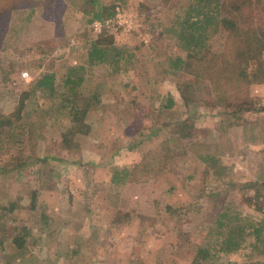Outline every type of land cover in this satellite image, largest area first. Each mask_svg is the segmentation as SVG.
<instances>
[{"label":"rangeland","instance_id":"1","mask_svg":"<svg viewBox=\"0 0 264 264\" xmlns=\"http://www.w3.org/2000/svg\"><path fill=\"white\" fill-rule=\"evenodd\" d=\"M78 1L0 0V117L31 79L55 73L54 88L25 98L20 118L0 132V264H192L199 246L223 244L219 220L246 232L238 249L215 259L264 264V242L253 245L247 232L264 224V111L236 117L184 71L161 82L175 96L171 110L156 112L149 97L169 52L203 60L170 37L188 0H100L116 5L101 25ZM103 27L137 56L144 43L155 47L144 67L134 60L110 75L93 66L77 87L85 112L74 118L62 105L63 78ZM248 90L264 105V82ZM151 127L158 134L147 137ZM114 166L129 170L121 189ZM12 224L28 230L27 253L11 244Z\"/></svg>","mask_w":264,"mask_h":264},{"label":"trees","instance_id":"2","mask_svg":"<svg viewBox=\"0 0 264 264\" xmlns=\"http://www.w3.org/2000/svg\"><path fill=\"white\" fill-rule=\"evenodd\" d=\"M78 2L77 8L89 16V22L98 20L103 23L105 18L115 14L116 5L114 4H104L100 0H80ZM174 22L175 20L172 23L173 28L177 29L178 33L175 36L172 35L173 33L170 34L173 45L203 60L193 63L173 52H169L164 57L162 74L160 78H154L155 85L149 94V97L156 101V112L171 110L175 104L173 92L161 88L162 80L167 77L168 73L175 71L187 72L193 78L202 81V87L210 91L213 96L211 102L228 106L232 112L237 114L236 117L242 116L244 112L264 111L262 103L260 106H255V102L260 99L251 98L248 90L251 83L264 82V55L262 54L264 50V0H188L184 6V16L178 21L179 25ZM104 28L89 41L85 51V61L68 67L64 75L61 86L62 105L68 108L67 113L74 118L85 112L77 106V87L89 77L92 79V73L88 75V72L92 71L93 66L100 64L107 66V73L110 75L119 74L130 66H134V60H140V66L144 67L147 59L151 58L149 55L151 47H155L153 44L144 43L142 47L140 46V49H143V56L141 53L137 56L124 45V42L116 43L114 35ZM6 30V27L2 28L0 22V33ZM212 41L215 44H212ZM148 69L146 68V71ZM180 83L176 82V85L180 86ZM54 85L55 73L51 71H44L31 79L28 87L20 92L19 103L14 111L8 116L0 117V132L5 130L3 129L5 124L8 132L13 121L20 118L25 98L37 90L53 89ZM184 88L188 91L190 84H184ZM134 125L138 127L137 122ZM150 129L152 131L147 137L150 134H158L156 128L151 127ZM197 154L204 159L208 153ZM169 156L170 153L165 152V158ZM111 171L112 182L117 189H121L129 178L128 168L114 166ZM258 208L262 209L260 205ZM249 225L251 226L250 231L247 232L254 236L252 244L258 241L264 242V224L251 223ZM217 226L220 231L223 227L227 231L223 247L221 245L218 249H212L209 245L199 246L193 255L192 264H228L227 259L223 261L215 259L217 252H228L239 248L243 240L242 235L246 232L245 225L241 223L230 225L228 221L219 220ZM11 227V244L15 245L17 253L23 254L24 251L27 253L25 237L28 230L18 224H12ZM19 228L22 230L20 233L17 232ZM261 252H264V249Z\"/></svg>","mask_w":264,"mask_h":264},{"label":"built area","instance_id":"3","mask_svg":"<svg viewBox=\"0 0 264 264\" xmlns=\"http://www.w3.org/2000/svg\"><path fill=\"white\" fill-rule=\"evenodd\" d=\"M106 21L105 22H108V19H105ZM95 23L97 24V25H101V24H103L102 22H100V21H98V20H95ZM27 72L26 71H24L23 72V74H26Z\"/></svg>","mask_w":264,"mask_h":264}]
</instances>
